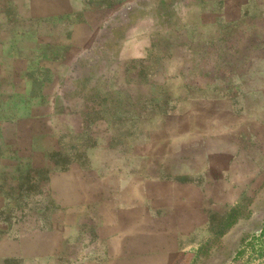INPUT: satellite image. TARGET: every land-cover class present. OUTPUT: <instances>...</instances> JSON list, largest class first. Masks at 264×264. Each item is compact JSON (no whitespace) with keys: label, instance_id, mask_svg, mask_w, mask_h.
I'll use <instances>...</instances> for the list:
<instances>
[{"label":"crops","instance_id":"crops-1","mask_svg":"<svg viewBox=\"0 0 264 264\" xmlns=\"http://www.w3.org/2000/svg\"><path fill=\"white\" fill-rule=\"evenodd\" d=\"M119 14L107 0H0V264H190L213 223L253 219L234 212L257 198L254 118L201 122L175 103L122 145L84 124L60 82L105 30L127 27L124 55H142L140 23ZM34 190L41 215H20Z\"/></svg>","mask_w":264,"mask_h":264},{"label":"rangeland","instance_id":"rangeland-1","mask_svg":"<svg viewBox=\"0 0 264 264\" xmlns=\"http://www.w3.org/2000/svg\"><path fill=\"white\" fill-rule=\"evenodd\" d=\"M107 1L121 12L112 24L127 18L140 23L136 35L145 40L144 52L124 55L127 27L112 34L105 30L60 86L77 89L73 95L82 98L75 101L82 106L84 124L99 119V131H105L104 121L116 145H122L123 134L153 132L165 124L175 103L194 104L201 122L223 120L217 113L222 108L259 122L243 132L260 140L253 152L257 198L249 209L234 212V218H242L252 211L253 219L213 223L190 264H264V0ZM131 7L134 13L126 15ZM105 37L110 40L102 45ZM34 194L32 206L18 208L20 215H41L35 201L41 192Z\"/></svg>","mask_w":264,"mask_h":264}]
</instances>
